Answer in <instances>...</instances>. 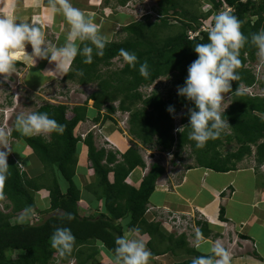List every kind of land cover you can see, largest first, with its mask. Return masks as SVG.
Returning a JSON list of instances; mask_svg holds the SVG:
<instances>
[{
    "label": "trees",
    "instance_id": "1",
    "mask_svg": "<svg viewBox=\"0 0 264 264\" xmlns=\"http://www.w3.org/2000/svg\"><path fill=\"white\" fill-rule=\"evenodd\" d=\"M127 1L121 0L120 3L125 4ZM199 1L155 0L154 8L158 15L155 20L151 21L148 15L123 26L126 36L122 40L109 41L102 56H96L94 52L92 64H85V57L78 55L71 71L64 74L63 79L75 80L78 84L95 82L97 89L89 98L99 111L108 102L103 121L107 118L114 120L111 115L117 109L127 111L128 131L144 147L158 146L164 151L175 147L178 151L175 156L180 157L183 148L191 146L199 166L219 172L234 170L238 162L251 156L258 168L264 163V96L250 95L242 90L241 84L247 87L257 84L259 88H264V78H258L252 68L258 57V49L251 43L252 35L264 29V0H207L214 8L220 5L231 7L230 12L240 20L241 31L248 37V43L240 50L241 66L237 70L240 79L232 82L230 103L224 114L231 127L220 138L206 144L205 147L212 148V151L205 150V154L193 150L195 142L189 139L191 129L187 126V113L193 104L177 94L178 87L184 85L189 65L198 58L193 48L199 43L208 42L209 28L193 38L187 34L190 29H199L204 18L212 12L210 9L202 13L194 8ZM170 17H175L179 22L178 29L174 34L161 36L162 29L172 27ZM120 49L137 55L139 62L135 68L124 62L117 70L107 69L114 58L123 60ZM145 61L149 65L148 78L139 72L140 65ZM161 76L168 78L165 83L168 92L165 95L156 88L146 95L139 91V88L149 86ZM116 101L117 106L113 105ZM139 103L141 106H137ZM169 106H173L175 111L184 108L180 117L183 125L176 138L173 135L174 113L167 111ZM33 112L48 113L50 118L65 125V131L62 135L52 133L27 137L16 131V128L11 130V137L22 140L32 150L41 164V171L36 175L31 174L19 167L12 155L8 156L10 175L4 186L5 199L2 201L7 202L5 207L10 208V211H0V264H50L56 260L69 262L71 259H75L76 264H94L90 262L98 253L97 245L101 244L114 256L116 238L124 235L126 229L133 228L140 229L141 234L150 237L147 243L152 253L150 259L188 247L184 235L166 236L160 231L159 222L146 219L149 198L155 189L156 180L165 171L164 167L153 162L138 187L126 183L127 176L136 166L145 167L138 146L134 143L118 158L117 152L96 147L93 134L87 133L84 144L95 179L86 186V192L94 196L95 201H102V207L100 211L93 209L88 215L80 214V208L83 207L81 191L74 178L80 138L74 136L73 131L78 122L87 118V106L81 104L70 107L64 103L45 102ZM100 118L101 114L98 113L96 120ZM231 142L237 145L236 149L222 153L219 147ZM200 151H204L203 148ZM41 189L48 191L49 214L33 223L27 219L11 222L13 217H20L19 214L34 208V193ZM68 213L75 219L69 221ZM58 227L70 228L76 237L73 253L65 258L59 257L50 243ZM200 232L206 233L203 225ZM155 240L157 244L152 242ZM12 252L15 253L14 257L10 255ZM195 255L204 254L195 252ZM192 261L182 260L173 264H192Z\"/></svg>",
    "mask_w": 264,
    "mask_h": 264
},
{
    "label": "clouds",
    "instance_id": "2",
    "mask_svg": "<svg viewBox=\"0 0 264 264\" xmlns=\"http://www.w3.org/2000/svg\"><path fill=\"white\" fill-rule=\"evenodd\" d=\"M210 5L212 4L210 3ZM223 7L229 9L218 13L213 17L214 19L212 18L213 24L208 30V42L199 43L193 48L198 58L189 65L184 85L177 89L179 96L193 104L187 113L189 118L187 126L191 129L189 139L194 141L196 147L200 149L204 148L210 140L220 138L231 127L225 119L224 114L228 105L225 108L224 101L226 96L232 92V82L240 79L237 72L241 66L240 50L248 43V37L241 31L240 20L230 12L231 7L228 5H223ZM50 10L52 14L50 19L54 18L56 14H60L70 26L68 42L63 46H53L48 43L44 32L32 23L19 22L15 15L0 16V77H3V81L10 80L15 73L16 62L21 57L32 63L33 66L37 59L48 60L49 63H55V70L59 69L67 74L71 71L73 62L78 55L85 57L83 61L85 64H92L94 52L96 56L104 54L109 43L108 38L102 34L99 25L87 17L81 9L73 6L71 0H50ZM151 12V10L145 11L144 17ZM251 43L258 49L260 57L264 58V29L252 35ZM82 44L83 48H81ZM29 45L31 47L30 54L26 51V47ZM119 54L130 67L135 68L139 62L134 52L120 49ZM139 72L145 78L150 76L147 61L140 65ZM80 74L83 75L82 72ZM163 78H165V82L168 79L166 76ZM17 102H19L18 91L15 90L12 91V103L6 108L14 110ZM167 111L173 114L175 109L173 106H169ZM182 125L180 120V128L176 134L173 132L175 138ZM176 126L178 124H175L174 129ZM15 128L21 135L27 137L47 136L52 133L62 135L65 131V125L50 118L46 112L18 114ZM89 132L91 131L89 130L85 135L78 133L81 136L79 138L84 139ZM78 135L76 136L78 137ZM9 140L10 133L0 129V200L5 199L4 186L10 175L8 156L12 150ZM105 141L108 142L107 139ZM102 147L105 148V145ZM172 149L173 155L170 158L174 157L175 159V154L178 151L175 147ZM172 149L167 151L158 147L148 149L152 151L151 155L146 158L145 153L142 157L145 166L147 165L149 169L151 163L157 162L164 169L166 167L171 169L174 165L171 166L172 162L168 160L169 158L166 166L161 163V160L164 161V156L161 153ZM155 150L161 152L159 158H155L153 154ZM175 160L179 162L177 159ZM66 215L69 221L75 219L71 213ZM150 221L160 223L158 220ZM198 237L196 247L202 248L205 240L201 233H198ZM50 243L58 256L65 258L73 253L76 247V237L70 228L58 227L53 232ZM115 244L113 264H150L152 253L147 247V242L140 229L128 230L127 234L116 238ZM209 251L211 255L198 256L193 259L192 264H231V253L222 242H215Z\"/></svg>",
    "mask_w": 264,
    "mask_h": 264
},
{
    "label": "crops",
    "instance_id": "3",
    "mask_svg": "<svg viewBox=\"0 0 264 264\" xmlns=\"http://www.w3.org/2000/svg\"><path fill=\"white\" fill-rule=\"evenodd\" d=\"M71 2L74 7L81 9L87 17L99 25L102 34L111 41L112 30L120 14L112 13L104 17L103 7L99 0H71ZM7 15H15L19 22H29L38 26L44 32L46 41L53 46H63L68 42L67 37L70 32V26L60 14H56L54 18L50 19L52 16L50 0H0V16ZM121 18L128 19L125 15H121ZM26 51L29 54L31 53L30 45L26 47ZM55 68V63H49L48 60L37 59L33 66L32 63L21 57L17 60L15 73L10 78L12 84L9 86L0 81V99H5L3 101L6 105L2 107L11 105L12 91H18L19 102L20 92L40 94L36 91L45 89L52 84L55 81L56 74L58 76V73L61 72L59 69L55 70ZM64 74L62 73V78H64ZM86 101L87 99L82 104L87 106L89 104ZM100 111L93 105L87 107V118L78 122L74 128V136L87 131L93 123L103 126L102 122H105L108 118L103 121V116H101L97 121L96 117ZM103 132L108 138V142L110 141L113 144V148L105 147V149H113L112 151L117 152L118 158L130 147L132 142L136 145L139 144L136 140L131 139L130 136L124 138L121 132L113 128L109 123H106V126L104 125ZM91 133L95 144L97 135L94 131H91ZM12 138L14 140L11 144L12 157L15 161L20 162L27 172L32 171L30 169L33 168L31 167L32 164L38 163V170L40 171L41 164L28 145L22 140ZM82 139L78 142L79 155L74 178L81 191L80 201L83 207L80 208V214L88 215L93 212V209L97 208L100 211L102 201H95L94 196H90L86 192V186L92 183L95 177L87 161V146L84 144V139ZM95 145L97 147V144ZM142 147L144 149L143 152H139L144 157L143 155L148 149H156L158 146ZM192 157H194V153ZM146 167L147 165L145 167L136 166L127 176L126 183L138 187L142 177L147 172L145 170H148ZM236 167L234 170L219 172L209 167L199 166L196 162V164L191 163L188 168L185 167L184 170L178 173L170 171L173 167L169 170L166 167L163 174L156 180L155 189L149 198V205L159 209L176 211L184 215V217L188 216L190 219L201 218L200 220L194 219L192 234L180 233L175 235V237L184 235L188 247L177 249L174 254L171 253L173 256L176 255L174 263L182 260H193L196 257L195 252L204 255L210 254V247L220 239L227 245V241L233 239V232L231 233V231L236 230L235 233L239 240L236 247L230 245V250L236 253L235 256H232L231 264H264V186L257 183L251 168H239L238 165ZM240 171H248L252 175L247 180V184L238 180L237 176H235ZM109 179L112 180L111 175H109ZM35 193L34 203L36 205L40 201L44 204L47 203L49 206L47 190L41 189ZM91 203L96 206H92ZM87 206L91 207L89 212L87 211ZM83 211L87 213L84 214ZM146 216V219L150 221L151 214L146 213ZM201 225L206 230L205 234L200 232ZM163 228L160 227V231L168 235L169 232L166 233L167 231ZM198 233H201L205 240L202 248L196 247L199 239ZM142 235L148 243L150 238L148 234ZM165 254L168 253L157 256Z\"/></svg>",
    "mask_w": 264,
    "mask_h": 264
},
{
    "label": "rangeland",
    "instance_id": "4",
    "mask_svg": "<svg viewBox=\"0 0 264 264\" xmlns=\"http://www.w3.org/2000/svg\"><path fill=\"white\" fill-rule=\"evenodd\" d=\"M120 1L121 0H99V3H101V5L103 7V16L104 17H107L108 14H112V13H116V14L118 13V15L120 14L119 15L120 17L115 22L116 24L112 30L113 36L110 39V40H115V41H120L126 36L125 31L122 30L123 25L129 24L130 22H134L135 20H138V19H140V20L144 19V16L146 15L144 13L145 11H147V10L152 11L151 14H149L150 15L149 19L151 21L155 20L157 17V14L155 13L156 11L154 8V7H156L155 6L156 5L155 0H128L125 4L119 3ZM193 7L202 13L206 12V10H208L209 8L213 9L212 12L206 18H204V23L210 22L212 20V18L215 17V15H217L218 13L226 11V8L223 7V5H220V7H218V8H214L213 5H210L209 1H207V0H200L199 3L195 4V6H193ZM219 10H221V11H219ZM121 15H125L126 17H128V19L121 18ZM169 21L172 24V27L162 29L161 36H165L167 34H174L176 32V30L178 29L179 22L177 20H175V17H170ZM202 25H203V23L200 25L199 29L201 28ZM257 56L258 57L254 61V63L261 60L259 53L257 54ZM123 63H124V61L121 58L116 57L112 60V64L110 66H108L107 69L117 70L120 67H122ZM62 73L63 72L58 73V76L56 74L55 81L52 82V84H50L49 86H47L45 89H41L39 91H36L40 94H36V93L25 94V93L20 92V102L16 103V107L14 110H8L6 107L3 108L2 106H6L5 102L3 101L5 99H3V98L0 99V102H2V103H0V107H1L0 108V127H1V129H4L5 131L10 132L15 127L16 116L18 114L33 112L35 110V108H37L39 105H41L45 102H50V103L62 102L64 104H67L68 106L72 107L74 105L82 104L87 99L86 102H88V104H89V105H87V107L92 106L93 100L89 98V95L92 92L96 91V89H97L96 83L92 82V83L78 84V82L75 80L63 79L61 76ZM257 76H258V78H264L261 75H257ZM0 81L2 83H6V85H9V86L12 84L10 80L3 81V77H0ZM154 82H157V83L152 87L158 89L159 91H161V93H164V95L168 92V90H167L168 87H167V85L165 86V83L167 82V81L165 82V78H163L161 76L160 78L156 79ZM241 85H244V84H241ZM146 87L151 88L150 86H146ZM9 88H8V91H9ZM246 88H248V87H246ZM249 90L253 94H260V95L264 96V88H259L257 84H253V86ZM139 91L142 92L144 95H146L148 92V90H147V88H145V86L139 88ZM229 103H230V96L228 94V96H226V99L224 101V107L226 108L227 105H229ZM106 104H108V102H106ZM106 104H104V106L101 108V111L99 112L101 114V116H103L106 113V109H105ZM113 105L117 106L118 101L113 102ZM137 106H141V104L139 103V104H137ZM2 108L3 109L6 108L8 110V112L6 111V114L3 113ZM182 112H184V108H182V107H180L178 110H176L174 112V123L178 124V126L180 125V120H181L180 116H181ZM128 115L129 114L127 111H125L123 113L121 110L119 111L117 109L112 114V117L114 118V120L107 119L105 122H102L103 126L93 123L92 125L89 126V129L87 131L82 132L80 134L85 135L86 132H88L89 130L94 131V133L97 135V138L95 139V142H96L95 144H97L98 148L102 147L103 145H105L106 148H113V146H112L113 144L110 141L109 142L105 141V139L108 140V138L105 136V134L103 132L104 125L106 126V123H109V125H112L113 128L119 130L121 132V134L124 136V138L130 136L131 139L136 140L128 131V122H127V119L129 117ZM79 136L80 135H78V137ZM13 141H14L13 138L10 136V140H9L10 146L13 143ZM99 145H100V147H99ZM137 146H138L139 151L143 152L144 149H143L142 145L138 144ZM236 146L237 145L234 142H231L228 144L224 143L221 147H219V149L222 153H226L228 151L235 150ZM15 147H16V145L14 146V149H15ZM194 147L195 148L193 150H196L197 153L203 154V152H204V154H205V152H206L205 150H207L208 152L212 151V148L207 149V147H204L203 148L204 151H200V149L197 148L196 145ZM11 150H12V148H11ZM192 154H193V152H192L191 146H185L183 148V150L180 152V157L175 156V159H177L179 162H176L174 157L170 158V155H169L168 160H171V162H172V163H170L171 166H172V164L174 165L170 171H175V173H178L179 171L184 170L186 165H191V163L196 164V155L194 154V157H192ZM10 155H12V152L10 153ZM78 155H79V153H77V157H78ZM192 158H193V160H192ZM166 160H167V158L165 159V157H164V161L161 160V163H163L165 166L167 165V162H168ZM16 163L19 165L20 162L16 161ZM20 165L22 166L21 163H20ZM237 165L239 168H242V167L251 168V170H253V172L255 174V178H256L257 183L264 186V163L262 165H260V167L257 168L255 160L251 156V157H245L242 161L238 162ZM31 167H33V168H30L32 171H29V172H31V174L33 173L36 175L38 172L41 171V170L40 171L38 170V167H39L38 163H36L35 165L32 164ZM40 168H41V166H40ZM146 168H148V166ZM168 170H169V168H168ZM146 171H147V169L145 170V172ZM169 175H171V174H169ZM175 175H177V174H175ZM235 176H237L238 180H240L246 184H247V180L252 177V175L248 171H244V172L240 171ZM35 195H36V193H34V198H36ZM46 195H45V197H46ZM6 203H7L6 201L0 200V211H2L4 213H8L10 211V208L5 207ZM149 206H152V205L148 204V207ZM89 207L90 206H87L88 212L91 210V207L90 208ZM48 208H49V206L47 203L44 204V203L39 201L37 203V205L35 204L33 209L26 212L25 214H19L20 217H18V216L13 217L11 219V222H19V221L24 220V219H25V221L27 219L29 222H31V217L34 214H37L38 219H40V217H45L49 214ZM164 210H167V209H164ZM160 212H162V210ZM83 213L85 214L87 212L83 211ZM157 219L160 221V227H162V228L164 227L163 229H165L167 231L166 233L169 232V234H174V235H178L180 233H185L186 235H189V234L193 233L194 219L200 220L201 218H194V219L191 218L192 220L189 219L187 224L188 225L190 224V226H188L186 231H184L182 228L181 229L172 228L171 225H168L164 222L165 221V220H163L164 217H158ZM127 231H128V229L125 230V234ZM235 231L236 230L231 231V233L233 232L232 233L233 239L227 241V243H228L227 245H225L224 244L225 242H222L221 239L219 240L220 242L223 243L224 247L226 249H228V251L231 253V257L233 255L235 256L236 253L234 251L230 250V245H234V247H236L238 245V240H239ZM152 242L156 243V240L152 241ZM159 246L160 245H158V247ZM97 247H98V253L94 257V259L91 260L90 263L113 264L114 256L111 253H109L108 251H106L101 244L97 245ZM167 253L168 254H165L162 256L153 257L152 259H150V264H173L175 259H176V255L173 256L172 254H174V253H172V254L170 252H167ZM177 253H179V252H177ZM7 254H9V253H7ZM10 255L12 257H14L15 253L12 252V253H10ZM50 264H76V261H75V259H71V261H69V262H62L60 260H56V261H52Z\"/></svg>",
    "mask_w": 264,
    "mask_h": 264
},
{
    "label": "built area",
    "instance_id": "5",
    "mask_svg": "<svg viewBox=\"0 0 264 264\" xmlns=\"http://www.w3.org/2000/svg\"><path fill=\"white\" fill-rule=\"evenodd\" d=\"M228 9L229 8H226V10H228ZM211 21L210 22H206V24L203 23V25L201 26L200 29H196V30H191L190 29L187 32L188 37L189 38H193L195 35H198V33L200 31L210 28L211 25L213 24ZM252 68H253L254 72L256 73V75H261L262 77H264V58H261L260 61L253 63L252 64ZM156 83L157 82H154L153 84L149 85L151 88L146 87V86H145V88H147L148 92H150L154 88L152 86H154ZM246 87L247 86L243 85L242 86V90H244L245 92L249 93L250 95H253V93H251V91L249 90V89H251V87H248L249 89L246 88ZM179 128H180V125L175 127V129L173 131L174 134H176V132H177V130ZM0 129H1V127H0ZM9 133H11V131ZM151 152L152 151L147 150L146 155H145L146 158L151 155ZM160 153L161 152L159 150L153 151V154H154L155 158H159ZM161 154H163L165 159L166 158L168 159L169 155H170V157L173 155V149L171 151H168V152H165V153H161ZM166 161H168V160H166ZM19 167H22V166L19 164ZM155 210H156L157 213L155 212ZM161 210H162V212H160ZM147 213L151 214V220H158L157 219L158 217H164V219H163V220H165L164 222L166 224H168V225H171L172 228H176V229H181L182 228L184 231H186L188 226H190V224L189 225L187 224L190 218L188 216L184 217V215H182V214H180V213H178L176 211L164 210V209H159L157 207L149 206L148 209H147ZM38 220L39 219L37 217V214L32 215V217H31V222L32 223L33 222H37Z\"/></svg>",
    "mask_w": 264,
    "mask_h": 264
},
{
    "label": "bare ground",
    "instance_id": "6",
    "mask_svg": "<svg viewBox=\"0 0 264 264\" xmlns=\"http://www.w3.org/2000/svg\"><path fill=\"white\" fill-rule=\"evenodd\" d=\"M148 93V92H147ZM116 105V104H115ZM6 111L8 112V110L5 108V109H3V113H5L6 114ZM120 111V110H119ZM124 113V112H123ZM11 117V116H10ZM113 146V145H112ZM111 147V146H110ZM110 149V148H109ZM113 150V149H112ZM111 151V150H110ZM118 155V154H117Z\"/></svg>",
    "mask_w": 264,
    "mask_h": 264
}]
</instances>
